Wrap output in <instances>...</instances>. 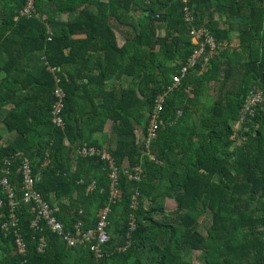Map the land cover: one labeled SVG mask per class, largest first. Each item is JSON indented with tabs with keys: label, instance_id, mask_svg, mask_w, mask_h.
<instances>
[{
	"label": "trees",
	"instance_id": "obj_1",
	"mask_svg": "<svg viewBox=\"0 0 264 264\" xmlns=\"http://www.w3.org/2000/svg\"><path fill=\"white\" fill-rule=\"evenodd\" d=\"M24 5L0 0V176L5 157L23 151L65 229L76 230L78 219L83 230L94 226L110 205V239L97 259L47 229L39 233L33 205L22 201L16 213L28 249L23 257L15 228L2 227L8 199L0 208V264H192L196 253L200 264H264V102L230 149L247 94L264 88V0H189L193 24L183 0H36L40 15L31 17L21 14ZM194 28L208 29L218 48L168 92L147 152L142 139L155 100L198 49ZM57 76L66 90L64 127L52 121ZM83 146L114 160L115 202L110 160L78 154ZM136 167L139 181L127 174ZM12 180L21 197L18 162ZM40 236L49 243L44 253Z\"/></svg>",
	"mask_w": 264,
	"mask_h": 264
},
{
	"label": "built area",
	"instance_id": "obj_2",
	"mask_svg": "<svg viewBox=\"0 0 264 264\" xmlns=\"http://www.w3.org/2000/svg\"><path fill=\"white\" fill-rule=\"evenodd\" d=\"M186 3V19L189 23H195V16L188 5L189 0H183ZM22 15L31 17L34 15H40V12L36 8V0H25V5L20 10ZM43 18H46L43 15ZM193 39L196 44H198V49L195 54L189 59V61L181 68L180 73L173 76L172 84L169 85L167 92L164 95H160L155 100V105L152 111V115L149 121L146 135L143 138L144 148L149 152L152 143L158 136L159 127L162 124V111L165 102V97L168 92H174L182 83L183 78L187 75L190 68H194L200 60H202L207 52L209 56L205 58V65L210 62L213 54L218 48V45L215 41L212 33L205 28L197 29L194 28L191 31ZM52 71H56V66H50ZM56 87L54 89L55 103L53 104L52 110V121L55 125L64 127L65 119L63 117V110L65 107V97L66 90L60 84L61 78L56 77ZM264 102V88L255 85L252 90L247 94L245 101L242 107L243 118L248 116H254L258 106ZM80 155H95L99 154L102 158L109 159L111 166L113 168V173L111 177L113 179L111 199L112 202H115L120 193L116 189L115 185L117 184L119 169L116 166L114 160L111 158V155L106 150H100L94 146H83L78 150ZM19 163V172L22 176V187L23 195L18 196V192L15 188V184L12 180L13 166L14 164ZM142 169L141 167H136L135 171L127 174L129 179L139 181L141 178ZM40 180V176L36 173L33 159L25 154L23 151H17L9 154L4 159L3 174L0 176V189H3L5 196L0 195V208L4 206L6 201L9 199V208L7 214H3L5 221L2 224V227L11 232V228L14 229L15 237V249L18 254L26 257L28 249L27 244L24 238V235L18 229V216L16 213V208L21 204V202L30 203L33 205V210L35 212V219L32 221V227L37 229L39 233H42L46 229L51 231L54 234L59 235L63 241L70 247L83 246L88 248L94 256L99 259L106 255V243L110 239V234L108 232L109 224V213L111 211L110 205H106L102 208L98 215V220L96 224L88 229L83 230L82 220L78 219L74 228L76 230H66L62 221H59L56 217V212L58 208L54 207L48 200L42 196V192L38 190L37 183ZM82 213V210H80ZM2 213L0 212V217ZM1 217V218H3ZM0 218V219H1ZM131 229H135V220L132 219L130 224ZM49 247L48 240L45 236H40L38 239V252L44 253ZM126 250V248H123ZM20 264H26V260L20 262Z\"/></svg>",
	"mask_w": 264,
	"mask_h": 264
},
{
	"label": "crops",
	"instance_id": "obj_3",
	"mask_svg": "<svg viewBox=\"0 0 264 264\" xmlns=\"http://www.w3.org/2000/svg\"><path fill=\"white\" fill-rule=\"evenodd\" d=\"M68 15V14H67ZM67 15H65V17L67 18ZM119 43H120V45H122L123 43H124V41L122 40L121 42H120V40H119ZM212 93V92H211ZM213 94V93H212ZM199 107H201V104H199L198 105ZM246 120V118L244 119L243 118V113H242V110H241V116H240V118L239 119H237V120H234L233 122H232V126H233V129H234V133H233V145H231V147H230V149H232V148H234L236 145H238L239 143H240V141H241V137H242V132H243V130H244V125H243V122ZM195 122H196V124L199 122V120L198 119H195ZM106 130H107V128H106ZM107 131H109V130H107ZM142 133V132H141ZM143 140V139H142ZM170 201H174V200H172V199H167L166 200V205H168V203L170 202ZM203 219H207V216H205Z\"/></svg>",
	"mask_w": 264,
	"mask_h": 264
},
{
	"label": "rangeland",
	"instance_id": "obj_4",
	"mask_svg": "<svg viewBox=\"0 0 264 264\" xmlns=\"http://www.w3.org/2000/svg\"><path fill=\"white\" fill-rule=\"evenodd\" d=\"M128 30V29H127ZM133 34V31L131 30V29H129V36L130 35H132ZM118 38H119V40H120V42L123 40L124 41V36L121 34V33H118ZM236 43H238V40H236ZM213 93V92H212ZM110 126H111V121H109L108 122V124H107V126H106V128H107V130H110ZM0 129H2L3 130V132L5 131L4 129H3V125H2V123H0ZM140 130H139V133H138V135L140 134ZM7 135V134H6ZM167 208L169 209V210H173V209H175L176 208V203L174 202V201H170L169 203H168V205H167ZM201 222L203 223V225H202V227H203V232H205L206 233V231H207V228H208V226H209V221L208 220H206V219H202L201 220ZM192 264H200V262H199V253H196V254H194L193 255V257H192Z\"/></svg>",
	"mask_w": 264,
	"mask_h": 264
},
{
	"label": "water",
	"instance_id": "obj_5",
	"mask_svg": "<svg viewBox=\"0 0 264 264\" xmlns=\"http://www.w3.org/2000/svg\"><path fill=\"white\" fill-rule=\"evenodd\" d=\"M152 15H153V16H156V14H152ZM232 20H234V21H239L240 18H239V17H233Z\"/></svg>",
	"mask_w": 264,
	"mask_h": 264
}]
</instances>
